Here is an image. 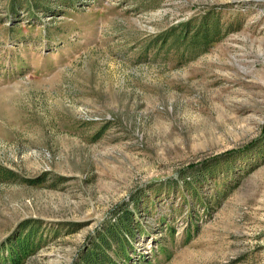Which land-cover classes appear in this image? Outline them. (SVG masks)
Returning a JSON list of instances; mask_svg holds the SVG:
<instances>
[{
    "label": "rangeland",
    "instance_id": "obj_1",
    "mask_svg": "<svg viewBox=\"0 0 264 264\" xmlns=\"http://www.w3.org/2000/svg\"><path fill=\"white\" fill-rule=\"evenodd\" d=\"M121 209L119 264H264V0H0L1 254L32 218L24 264H71Z\"/></svg>",
    "mask_w": 264,
    "mask_h": 264
},
{
    "label": "trees",
    "instance_id": "obj_2",
    "mask_svg": "<svg viewBox=\"0 0 264 264\" xmlns=\"http://www.w3.org/2000/svg\"><path fill=\"white\" fill-rule=\"evenodd\" d=\"M210 13L206 16L190 18L181 21L179 24L171 27L162 34L158 35L157 41L165 43L167 46H177L178 43L184 44L185 49H189L192 41L198 43L199 53L207 52L214 42L217 41V35L220 31V18H209ZM191 23H195V29L190 27ZM238 29V27L236 28ZM247 149L242 150L249 151ZM240 150V151H242ZM235 150H229L225 153L233 154ZM211 167V166H210ZM208 169L209 167L206 166ZM138 205L136 198H133ZM116 210L109 220L102 222L96 233L92 236L93 240L87 247L81 249L71 264H119L116 256L126 259L130 251V238L133 234V212L129 209ZM115 217V219L113 218ZM69 226L75 223H62ZM43 225L41 221L36 219H27L20 224L17 232L9 238L10 244H3L7 247V254L0 248V264H24L26 260L35 255L43 244L40 240H35L39 229ZM58 231V230H56ZM41 237V236H39Z\"/></svg>",
    "mask_w": 264,
    "mask_h": 264
}]
</instances>
